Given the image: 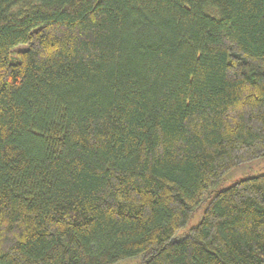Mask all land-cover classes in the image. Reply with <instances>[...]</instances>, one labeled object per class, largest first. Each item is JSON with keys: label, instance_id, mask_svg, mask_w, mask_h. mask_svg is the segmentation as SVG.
<instances>
[{"label": "trees", "instance_id": "trees-1", "mask_svg": "<svg viewBox=\"0 0 264 264\" xmlns=\"http://www.w3.org/2000/svg\"><path fill=\"white\" fill-rule=\"evenodd\" d=\"M259 160L264 0H0V264H264Z\"/></svg>", "mask_w": 264, "mask_h": 264}, {"label": "rangeland", "instance_id": "rangeland-1", "mask_svg": "<svg viewBox=\"0 0 264 264\" xmlns=\"http://www.w3.org/2000/svg\"><path fill=\"white\" fill-rule=\"evenodd\" d=\"M259 174H264V161L263 160H259L255 163H252V164H246V165H242L240 167L234 168L232 171H230L225 176L223 181L217 187H215V189H217L221 185H223V187L229 186L241 178H245V177H249V176H256ZM200 219H201V216H200V218H197L196 215L193 216L191 221H190L189 226L192 227V226L197 225L199 223ZM140 261H141L140 258H131V259H127V260H125L119 264H138Z\"/></svg>", "mask_w": 264, "mask_h": 264}]
</instances>
